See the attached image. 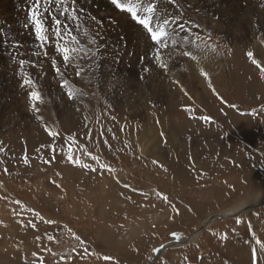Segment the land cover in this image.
Here are the masks:
<instances>
[{"label":"rangeland","instance_id":"374dc122","mask_svg":"<svg viewBox=\"0 0 264 264\" xmlns=\"http://www.w3.org/2000/svg\"><path fill=\"white\" fill-rule=\"evenodd\" d=\"M181 1L173 5L177 35L211 54L214 73L206 76L219 77V85H203L205 75L192 82L188 57L175 66L183 73L178 85L159 63L149 65L145 50L128 45L129 39L111 49L113 37H88L92 19L110 25L116 16L124 19L111 0L93 17L83 13L80 1L70 4L76 21L54 11L68 25L62 46L72 35L84 53H96H82L71 65L56 51L51 16L45 15L49 39L42 46L23 0H0V264H209L241 232L264 234V67L253 63L264 66V30L252 26L253 33L246 30L235 40L221 32L229 24L220 19L226 14L209 8L207 0H191L192 11L184 8L190 0ZM223 2L247 15L252 4H264ZM237 17L243 22L245 15ZM126 30L135 28L127 23ZM93 39L96 44L89 45ZM148 72L174 89L184 83L185 90L169 98L166 89L154 96L141 88L151 96L120 100L135 95L127 83ZM24 79L32 83L24 85ZM64 79L69 83L61 87ZM32 91L39 101L30 98ZM68 155L89 167L70 163ZM231 211L235 216L223 214ZM213 215L220 217L207 221ZM235 247L223 252L227 262L235 264L232 259L246 252L256 262L248 244ZM254 253L264 256V248Z\"/></svg>","mask_w":264,"mask_h":264},{"label":"bare ground","instance_id":"6f19581e","mask_svg":"<svg viewBox=\"0 0 264 264\" xmlns=\"http://www.w3.org/2000/svg\"><path fill=\"white\" fill-rule=\"evenodd\" d=\"M76 1L77 2L80 1V3H77V4H80V8L82 9V11H84L83 13L84 14H89L91 16H92V12L93 11H94V15H98V14H101L102 12H105L107 10L106 8L109 7L108 0H76ZM145 1L146 0H144V3H145ZM192 1H194V0H192ZM213 1L216 2V4H213ZM220 1L221 0H207L209 8L214 9L215 12L221 13L222 17L224 16V14H226V16H225L226 18H224V17L220 18L223 23L225 21L227 23H229V24H226L227 26L225 27V31L224 32H223V29L221 30V32L224 33L226 36L228 34H230L231 36H234L233 39H235V38L236 39H240L241 37H243V35H245V33H246L245 31L246 30L249 33H253L252 29H254V28L252 26H256V25H261L260 26L261 29L264 30V4L259 5V6L256 5V4H252L250 6V9L253 11V13H251L250 15H247L246 11L242 12V10H238V8H236V7L229 8L225 4V2L221 3V4H224V5H221ZM69 2H70V0H69ZM152 2L156 3V6H157V12L155 13L156 18L158 20L159 19H168L169 20V26H168L169 29L170 30L171 29H175V35L173 37V40L175 42L179 41V38L183 37V36H178L177 32H176V27H175L176 26V23H175L176 19L175 18H176V16L179 13L178 12H177L178 14L176 13L175 8L173 7L174 3H172L171 1H168V0H152ZM181 2H183V1H181ZM6 3H7V1H6ZM6 3L4 2V5H6ZM31 3H32V0H23L22 5L29 9V6H30ZM184 3H186L184 5L185 10L186 11L187 10L192 11L190 5L193 2H191V0H190V2L189 1L185 2L184 1ZM44 6L50 7L52 14L54 13V11H55L56 14H57V11H59L57 16L60 15V13L63 11V7L57 6L55 4V0H51V4L50 5H42V7H44ZM195 8H197V7L195 6ZM104 9H106V10H104ZM111 9H112V7H111ZM17 10H18V8H17ZM10 11H12V10H10ZM22 11L23 10H21V12ZM12 12H14V11H12ZM21 12H20V14H21ZM111 12H112V10H109L108 12L105 13V15H109V14H111ZM238 12H241L242 14L245 15V18L242 19L243 22H240L239 18L237 17V13ZM229 13H230L231 17L236 16V19H232L231 17L227 18V15ZM140 14L143 15L142 12ZM129 15L130 14H127L126 12H122L121 11L120 16L123 17L124 19L120 20V19H118V16H116L117 17V22L111 23L112 25H110L108 23H101V22L98 23L97 19H95V18L92 19V20L90 19L91 20V24L88 23L90 26H89L88 29H85L84 33L88 37H93V36L99 37V35H103L105 37H108L109 39H111L113 37L114 39L112 40V45H110L111 49H113V47H117L116 46V45H118L117 42L125 44L126 42H124V41H126L127 39H129L131 41L130 43H134V42L137 43V44L134 43L135 47L136 48L141 47V48H143L145 50L144 54L147 55L146 59H147L149 65H154L156 63L166 64L167 65V68L166 69L164 68V72L167 74L168 79L170 80V83H174V84H178V85H179V83H181V77H183L182 76L183 73L180 76L177 73V70H175V66L178 64L180 66L179 68H181L182 65H181L180 62H181V60H185L184 57H188L189 58V60H185V61H186V63H188V65L190 67L189 70L192 72V74H191L192 75L191 76L192 82L195 79H196V81L199 80V79H197V77L200 78L202 75H205V74L209 75V74L214 73V71H212L210 69V66L213 64L212 61H211V59H212L211 58V54L208 51H204L203 50L204 48L202 49L199 45H196L194 43H190L188 40H187V43H185V42H183L182 38H180L182 40V43L180 42L181 44H178V46L176 45L177 43H175L173 41H167V47L155 46L153 44V42H151L149 34L147 32L143 33L141 27L138 26V25H135L134 23L136 21H132V19L130 18ZM204 15H205V13H204ZM217 15H219V14H217ZM49 17L50 16H48V19H49ZM239 17H241V16H239ZM113 18H114V16H113ZM16 19H17L16 21L19 22L17 17H16ZM48 19L46 18L45 20H48ZM50 20H51V18H50ZM13 21H15V20L13 19ZM94 21H97V23H98L96 27H94V24H96V23H94ZM127 23H131L134 26L135 30H133L132 33H129L127 30L125 31ZM100 25H102V27H98ZM245 25L246 26H250V28H247ZM103 26L105 28H103ZM230 26H232V28ZM124 32H127V34H124ZM2 34H4V33L0 32V36ZM124 35H128L129 37L126 38V36H124ZM146 45L149 46L148 50H146V48H145ZM184 52H190L191 55L190 56H185L183 54ZM157 56H159V59H156ZM262 63L264 64V61H262ZM218 73H220V72H218ZM206 75H205V80L202 81L204 83V84L202 83L203 85H206L208 82H209V84H211V83L212 84L213 83L214 84H218L219 77H217V76L216 77H208ZM158 78H159V76H158L157 73L148 72V73L140 74L139 76H137L134 79L130 80L127 83L126 87H125L127 89L132 88V91L135 92V95L131 94V92L129 93V95H126V96L121 94L122 96L119 97L120 100L131 99V101H135V102L138 101L139 102V100L141 98H144V96H147V95L151 96V94H148L150 92L152 94H154V96H155V91H158V89H166V90H168V92L166 94L169 95V98H171L172 97L171 94H174V95L176 94L177 95L181 91L185 90L184 83H183V86L180 85V87H179L180 89H174V88H172V85H170L168 82H166L164 80V78H160V80H157ZM159 83H161V87H158ZM116 85H119V84H116ZM141 88H148L150 92H146V90L145 91L142 90V92H139ZM175 88H177V87H175ZM216 88H217V85H216ZM208 90H210V89H208ZM159 93H161V91ZM146 102H147V100H146ZM150 103H152V102H150ZM118 104H120L119 101H118ZM232 213H234V211L226 212V213H223V214H228V216H235L236 213L235 214H232ZM210 218L214 219V218H217V217H215V215H213V216L209 217V219ZM209 219H207V221ZM199 231H201V229L198 230L196 232V234L194 233V236H196L199 233ZM252 232H253V234H251L249 232L247 233L246 231L241 232L237 236V238L235 239V243L232 240L231 244L232 243L233 244L232 245H230V243H229V245L227 244V246H225L224 251H223V249H219L218 250V252H220L219 254L221 255V258L218 259V257H219L218 252L215 254V258L218 260V262L217 263H209V264H230L229 262H227L223 258V256H222L223 252H230V249H233V246H237V245L239 247H235L234 249L237 248L239 250H244L242 245H247V244H248V248H249L248 251H250V249H253L254 250L253 251V255H257L256 262L254 263L252 261L253 258H250V257L248 258V255H247L248 252L244 253L245 256L242 253V255H239L236 258L234 257L236 259V261L234 259H232L233 262L235 264H264V256H262L261 254H255L254 253V252L257 251L258 248L259 249H263L264 248V234L257 235L255 233V231H252ZM244 237L247 238V239H245ZM188 240H186V242L184 241L183 244L187 243ZM258 241H259V243H258ZM257 245H259V246H257ZM228 247H229V251L226 250V248H228Z\"/></svg>","mask_w":264,"mask_h":264},{"label":"snow or ice","instance_id":"6c2138e0","mask_svg":"<svg viewBox=\"0 0 264 264\" xmlns=\"http://www.w3.org/2000/svg\"><path fill=\"white\" fill-rule=\"evenodd\" d=\"M76 0H55V4L57 6L63 7V11L60 13V15L64 16L66 15L69 20L76 21L79 19V17L76 15L77 10L75 9L74 5ZM172 3H175V0H171ZM111 3L120 11L126 12L130 14L131 18L135 20L139 25H141L149 34L150 40L153 42L155 46L159 47H167V41H173V37L175 35V29H169V20L168 19H157L155 16V13L157 12V6L155 3L152 2V0H149L147 4L144 3V0H111ZM51 0H32V3L29 6L28 10V16L27 20L30 22V24L34 28L35 36L37 40H39L42 43V46L45 42L48 41L49 36V28L48 25L45 23L44 16L45 14H48L51 16V20L55 24V28L52 29V34L56 37L57 43L55 45L56 51L61 54V58L65 65H71L74 59H76L77 56L84 53V50L79 47L80 41L77 40L75 36L69 35V38L67 40H64L63 46L61 43V39L63 37V31H68V25L65 23V21H62L58 19L56 15H53L51 13V8L42 5H50ZM143 13L141 15L140 13ZM184 26L180 25V30L183 31ZM89 45L96 44V40L93 39L88 42ZM71 45V46H69ZM18 44H15L14 47H18ZM85 55L95 57L96 53L92 51H88L87 53H84ZM185 56H190V52H184ZM47 55V53H45ZM253 53H248V56L251 58L253 57ZM156 59H159V56L156 57ZM25 61L20 60V66L23 67ZM253 63L257 64V67H264L257 63L255 59H253ZM53 67L57 71V73L60 72L59 68H56V63L53 61ZM160 67L167 68L166 64H160ZM83 72V69H79L76 71V76L79 78ZM206 75V74H205ZM32 81L29 79H24L23 84L29 85ZM69 81L67 79H64L61 83V87L67 86ZM30 98L34 101L40 100V95L37 91L30 92ZM67 95L69 98H73L74 93L69 90L67 92ZM35 107V105H33ZM204 120H208L207 117H202ZM46 131H48V134L50 136H56L58 133H53L50 129L46 128ZM4 149L0 148V151H3ZM93 160H96L97 158L95 156L91 157ZM68 161L70 163H74L79 165L82 168L89 167L87 164H81V162L76 159H73L72 155H68L67 157ZM24 163H28V159L25 156L24 157ZM164 199H167V197H164ZM237 223H240L239 218H237ZM173 237H176L175 233H172ZM224 238H227V233L224 234ZM77 240L80 239L79 236L76 237ZM259 243V241H258ZM105 260L111 259V257L105 256L103 257Z\"/></svg>","mask_w":264,"mask_h":264},{"label":"water","instance_id":"95a60500","mask_svg":"<svg viewBox=\"0 0 264 264\" xmlns=\"http://www.w3.org/2000/svg\"><path fill=\"white\" fill-rule=\"evenodd\" d=\"M215 217L219 218L220 216L217 215V216H215ZM209 220H211V218H210ZM209 220H208V221H209ZM205 224L207 225V222L203 223V224L200 226L199 230L202 229V228H204V227L206 226ZM162 247H163V246H162ZM162 247H160V248L158 249L159 252H160V250L162 249ZM157 254H158V252H157Z\"/></svg>","mask_w":264,"mask_h":264}]
</instances>
